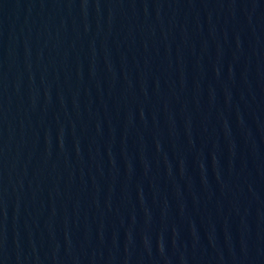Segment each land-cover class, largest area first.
<instances>
[{"label": "water", "instance_id": "obj_1", "mask_svg": "<svg viewBox=\"0 0 264 264\" xmlns=\"http://www.w3.org/2000/svg\"><path fill=\"white\" fill-rule=\"evenodd\" d=\"M0 264H264V0H0Z\"/></svg>", "mask_w": 264, "mask_h": 264}]
</instances>
